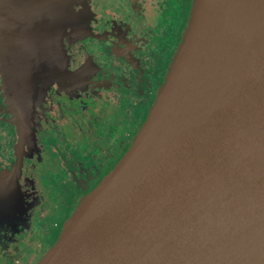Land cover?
Instances as JSON below:
<instances>
[{"label": "water", "instance_id": "1", "mask_svg": "<svg viewBox=\"0 0 264 264\" xmlns=\"http://www.w3.org/2000/svg\"><path fill=\"white\" fill-rule=\"evenodd\" d=\"M216 1L223 2L221 23L208 28L182 83L157 109L198 16L201 0H192L185 36L142 125L120 160L77 202L35 264H264V234L261 248L248 247L264 233V176H238L244 160H251L253 142L264 135V44L254 50L264 33V0ZM24 7L25 0H0L3 34L14 32L13 25L7 27L9 17L19 24ZM223 26L229 44L214 76ZM12 39L2 36L6 46ZM249 56L244 71L218 97L219 85L229 77L227 64L240 68ZM19 62L13 64L16 71H22ZM180 148L186 153L172 168L66 253L50 258L77 233L84 208L99 209L110 186H125L166 152L173 156Z\"/></svg>", "mask_w": 264, "mask_h": 264}, {"label": "flooded vegetation", "instance_id": "2", "mask_svg": "<svg viewBox=\"0 0 264 264\" xmlns=\"http://www.w3.org/2000/svg\"><path fill=\"white\" fill-rule=\"evenodd\" d=\"M64 1L60 39L43 36L28 47L25 26L9 17L14 32L3 34L0 25V264H23L29 244L43 253L47 244L38 240L56 232L123 155L164 81L191 4ZM55 13L47 28L60 25ZM12 35L6 46L2 36Z\"/></svg>", "mask_w": 264, "mask_h": 264}, {"label": "bare ground", "instance_id": "3", "mask_svg": "<svg viewBox=\"0 0 264 264\" xmlns=\"http://www.w3.org/2000/svg\"><path fill=\"white\" fill-rule=\"evenodd\" d=\"M214 7L213 20L210 15L211 7ZM223 2L215 0H201L199 6L198 16L196 18L191 36L189 37L182 58L173 72L170 80L168 81L163 94L157 102L156 108L160 109L170 96L176 91L180 83H182L186 72L191 66L192 62L196 59L198 49L204 44L207 38L208 28L214 27L218 28L222 21L221 8ZM212 7V10H213ZM210 16V21H209ZM209 22V23H208ZM220 34V50L219 59L215 69V75L219 72L222 63H225V55L228 49L229 39L226 33V27L223 26L218 30ZM262 44H264V33L258 39L257 46L254 50L258 49ZM250 56L245 59V62L241 64V67H236L235 64H227L225 75L229 76L228 80L225 82L222 80L218 87V97H223V95L230 88L235 78L239 76L244 69L247 67V63ZM213 82L209 85L211 87ZM186 153V150L178 149V151L173 155L167 154V152L160 158V160L155 163L147 172L139 176L134 181L122 186L120 188L116 186H110V195L107 197V202L102 207L98 205H93L87 209H83L79 215V221L81 226L76 234L69 238L62 248L54 250L50 254L51 259H55L61 253H66L71 247L82 240L90 231L97 229L101 224L108 222L115 214L121 211L128 203L129 200L135 198L139 195L145 188L150 186L155 180H157L161 175L166 173L174 164H176ZM259 173L260 176H264V135L253 142V152L251 155V160H244L242 167L240 168L238 176H247L248 174ZM262 198L264 199V193ZM263 234L254 237L248 247L261 248L263 245ZM234 243L238 242L236 237L230 238ZM62 255V254H61ZM60 255V256H61Z\"/></svg>", "mask_w": 264, "mask_h": 264}, {"label": "rangeland", "instance_id": "4", "mask_svg": "<svg viewBox=\"0 0 264 264\" xmlns=\"http://www.w3.org/2000/svg\"><path fill=\"white\" fill-rule=\"evenodd\" d=\"M53 2H54V10L51 7V5H53ZM191 4H192V0H191ZM191 4L189 7L186 22L184 24L181 36L179 38V42H178V44H177V46L173 52L172 58H173L175 52L177 51L179 44L182 42V40L185 36L184 34L186 33L185 32L186 28L188 27V24L190 22V19H191L190 15H191V12L193 9V7H191ZM56 9L58 10V18L60 19V25H59V23H57V25L56 24L54 25L53 29H51L50 27L47 28L46 24H48V22L53 21L51 17L54 15V18H56V15H57L55 13ZM66 9H67V6H66L64 0H25L24 14L21 17L20 26H19L20 30L25 26L23 28L24 29L23 31H26V34L23 37L24 43L26 42L28 47H35L36 42L39 43V41H41L43 36L48 37L50 40L52 38H54V39L59 38L60 39V37L62 35V29H63L62 22L64 21V18L67 16ZM45 41H47V40L44 38L43 42H45ZM49 46H51V44ZM168 68H169V66H168ZM167 71H168V69H167ZM157 92H156V94H157ZM132 139L130 140V143H131ZM120 158L117 160V162L120 160ZM80 198H82V197H80ZM76 205H77V203L74 205V207ZM58 213H59V210L56 212L54 219L57 218ZM69 215L62 221L61 225L59 224L60 227L58 228V230L56 232H54V233L52 232L53 234L51 232H49V235L47 236V238L38 240L39 242H41V240H42L47 244L45 246V248H46L45 251L54 243L59 232L62 229L64 222L69 218ZM36 247H38V245L34 244L33 247L31 248V244H29V249L26 251V252H28V254L25 255L26 254L25 253L21 257V260L25 261L23 264H35L42 257V255L44 254L45 251L43 253L42 252H34V250H32V249L33 248L35 249Z\"/></svg>", "mask_w": 264, "mask_h": 264}, {"label": "crops", "instance_id": "5", "mask_svg": "<svg viewBox=\"0 0 264 264\" xmlns=\"http://www.w3.org/2000/svg\"><path fill=\"white\" fill-rule=\"evenodd\" d=\"M99 182H100V181H99ZM99 182H98V183H99ZM98 183H97V184H98ZM93 188H94V187H93ZM93 188H92V189H93ZM92 189H91V190H92Z\"/></svg>", "mask_w": 264, "mask_h": 264}]
</instances>
